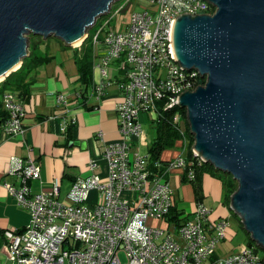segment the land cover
I'll list each match as a JSON object with an SVG mask.
<instances>
[{
    "label": "built area",
    "instance_id": "1",
    "mask_svg": "<svg viewBox=\"0 0 264 264\" xmlns=\"http://www.w3.org/2000/svg\"><path fill=\"white\" fill-rule=\"evenodd\" d=\"M148 1L150 7L157 5L156 18L149 9L136 11L125 30H115L108 20L94 36L98 44V36L104 34L105 53L95 64L102 77H107L114 61H119L125 73L122 98L116 106L122 138L108 143L99 159L90 160L92 174L73 184L67 201L60 199L59 181L30 197L26 185L10 187L31 214L24 229L3 233L11 264H264V253L254 244L225 256L216 255L222 239H231L230 223L225 217L212 218L211 209L202 202L197 203L192 217L178 220L173 228L150 224V220L169 217L175 205L167 173L188 168L189 152L194 162L205 161L194 146L190 151V139L183 133L184 152L166 164L156 162L154 173L150 155L132 150L134 141L148 143L140 114L156 119L161 108L179 106L183 93L200 86L199 70L184 68L178 60L175 24L182 16L214 14L216 8L210 0ZM114 5L108 14L114 12ZM104 86L97 87L100 94ZM2 100L8 112L4 130L10 135L22 133L26 109L18 93L7 91ZM59 100L64 102L65 95ZM11 161V172L22 176L24 183L41 177V167L33 158L13 157ZM101 163L107 168L103 176L97 172ZM188 175L194 177L192 169ZM94 190L99 198L90 202L89 194Z\"/></svg>",
    "mask_w": 264,
    "mask_h": 264
},
{
    "label": "water",
    "instance_id": "2",
    "mask_svg": "<svg viewBox=\"0 0 264 264\" xmlns=\"http://www.w3.org/2000/svg\"><path fill=\"white\" fill-rule=\"evenodd\" d=\"M119 1L0 0V83L29 55L27 35L74 47ZM210 2L214 14L182 16L175 24L179 62L207 78L183 93L179 106L204 161L237 181L230 208L264 248V0Z\"/></svg>",
    "mask_w": 264,
    "mask_h": 264
},
{
    "label": "crops",
    "instance_id": "3",
    "mask_svg": "<svg viewBox=\"0 0 264 264\" xmlns=\"http://www.w3.org/2000/svg\"><path fill=\"white\" fill-rule=\"evenodd\" d=\"M63 43L56 41L54 46L57 51L66 50ZM47 44L48 47L53 46L50 41ZM68 48L74 55L69 54L60 62L57 61L56 55L52 62L39 67L30 88L29 97L27 100L19 97L26 109V115L23 118L24 131L10 135L4 130L5 121L0 122V264H11L6 253L4 231L24 229L31 221L30 212L18 202L10 187L18 189L26 185V195L30 197L48 189L54 181H59L60 199L67 201V195L73 184L92 174L89 170L90 160L99 159L108 143L122 138L118 127L116 106L122 98L121 84L125 73L119 61L111 64L107 77H102L99 69L92 67L90 83L85 85L80 81V67L76 63V56L80 55L81 45L77 47L79 53H75L73 48ZM104 53L105 46L100 45L94 48L95 64L100 61ZM66 61L72 62L73 67ZM101 84H105L103 94H100L97 88ZM61 94L65 95L64 102L59 100ZM142 125L144 128V124ZM100 133L102 137L99 136ZM144 134L146 136V133ZM156 134L157 132L155 136ZM76 141L86 142V149L76 146L74 144ZM150 145L151 143L143 144L140 141H134L132 150L149 154ZM141 149H146V152L143 153ZM183 152V139H180L173 147L163 151L161 160H173ZM13 157L22 160L33 158L41 167V177L24 183L22 176L11 172ZM177 169H182V181L183 175L186 172L188 174L189 169ZM97 172L102 176L106 175V166L101 163ZM153 172L155 173L154 170ZM171 172L172 170L167 173V178ZM202 188L203 196L198 201L192 187L195 205L191 211L180 208L175 201L177 209L185 212L188 217H192L197 203L202 202L211 209L212 218L225 217L229 220L228 234L233 239L237 236L239 229L233 227L231 218L234 217L235 212L225 198L221 179L205 173L202 177ZM98 198L97 191L90 192V202H95ZM207 200L210 201L209 205ZM154 220H150V224ZM163 220L167 222V228L161 227L164 229L173 228L177 223L169 217ZM154 227L160 226L154 225ZM222 241L216 248V255L225 256L235 252L225 249L222 251L219 246Z\"/></svg>",
    "mask_w": 264,
    "mask_h": 264
},
{
    "label": "trees",
    "instance_id": "4",
    "mask_svg": "<svg viewBox=\"0 0 264 264\" xmlns=\"http://www.w3.org/2000/svg\"><path fill=\"white\" fill-rule=\"evenodd\" d=\"M131 0L121 9L124 10L129 6ZM216 10V9H215ZM213 10V11H215ZM103 22H98L96 25L100 28L102 27ZM98 28V27H97ZM96 27L92 28L88 31V36L81 44V52L80 55L76 56V63L78 67H80V81L88 85L92 76V67H95L94 63V48L96 46L103 45V36L104 34H100L98 36L100 43H94V36L98 32ZM106 31V30H103ZM63 43L60 39H55ZM50 38L43 39V37L30 35L29 36V55L23 60L22 66L11 75H9L5 80L0 83V122L6 121L8 118V112L3 107V94L7 91L17 92L19 97L27 100L30 95V88L35 81V75L39 67L48 64L53 61L55 55L50 54L49 51L42 53L41 44L45 42L49 43ZM64 47L67 49L69 46L63 43ZM104 46V45H103ZM71 48V47H70ZM75 53H79L77 48H73ZM207 78H202L201 76L198 78L199 85H205ZM163 104V103H162ZM181 117L186 122V130L183 131L180 126V120L178 117ZM156 123V136L154 140L151 142L149 147V155H150V164L152 169L156 172V162H161L166 164L168 161H162L161 156L164 150L173 147L180 139H183V133L189 137L190 139V151L191 147L195 144V137L190 130V125L187 119V110L186 108L180 106H174L171 108L163 109L161 108V113L158 118L153 119ZM189 162L187 163L188 169H192L194 172V177L190 178L187 172L182 177V182H190L192 184L195 197L199 200L202 199L203 196V188H202V177L205 173H209L213 176H217L221 179L224 185L225 198L230 203L231 195L237 190L238 183L233 177L229 174L218 171L213 165L206 162L195 161L192 158V152H189ZM192 161L194 163H192ZM187 169V171H188ZM222 173V174H221ZM188 217L185 212L177 209L176 205L173 206L171 210V214L169 215L170 219L180 221ZM250 245H253V242H249Z\"/></svg>",
    "mask_w": 264,
    "mask_h": 264
},
{
    "label": "rangeland",
    "instance_id": "5",
    "mask_svg": "<svg viewBox=\"0 0 264 264\" xmlns=\"http://www.w3.org/2000/svg\"><path fill=\"white\" fill-rule=\"evenodd\" d=\"M125 1H127V3L129 2V0H124V1H119V2L115 3L114 9H113L114 12L104 15V16L100 17L98 20L99 21L103 20V23H102L103 25H105V23L109 20L110 21L109 26H111L112 28H114L117 31H123L127 27V24L129 23V21L131 19V15L136 11H142L145 9H149V12L154 13V18L157 17V14L155 12V11H157V5L150 7L148 0H131L128 7H126L124 10H119L116 13V11L120 8L119 6L124 4ZM112 14H114L113 18H111ZM95 27L96 28L98 27L97 29L100 28L97 25L93 26V28H95ZM93 28H92V30L94 31ZM30 35H32V34H30ZM30 35H27L28 40H29ZM55 39H57V38H55L54 36L50 37V42L52 43L53 46L48 47V44H46L45 42H43L41 44L42 53L49 51L50 54H54L55 56L57 55L56 56L57 61H59V62L61 61L62 58L66 59L69 54L74 55L73 51L71 52V49H69V48L66 49L65 51H57V49L54 46L56 44ZM80 45L74 46L71 48H77ZM66 62H69V61H66ZM69 65L71 67H73L72 62H69ZM178 118H179L178 120H180L179 122H180V126H181L182 130L185 131L186 130V122L180 116ZM140 122L142 124H144V130H145V133H146V136L148 139V143H151L153 138L155 137V132H156L155 131V122L153 121L152 115L148 114V113H141L140 114ZM142 151L144 153V152H146V149H143ZM181 174H182V169H174L169 174L168 180H169V182H170V184L173 187L174 192H175L174 201H176V203L178 204V206L180 208L183 207L187 211H191L192 207H194V205H195L192 186H191L190 182L189 183L188 182L183 183L181 181ZM207 204L209 205L210 201L207 200ZM231 221H232L233 227H235V229H239V231H238L237 236H234L233 239L227 238V239L222 241V243L219 245L222 251H223V249H225L227 251L229 250V251H235V252L240 251V250H242L244 245L249 244V242L251 241V242H253L254 245L258 246V248L260 249V251L262 253H264V248L260 247L251 238V235L245 230V228L242 224V221L237 214H235L234 217L231 218ZM151 224L153 226L156 225V226L167 228V222L163 219L151 221ZM120 257H121L123 262H126V257L123 253L120 254Z\"/></svg>",
    "mask_w": 264,
    "mask_h": 264
},
{
    "label": "bare ground",
    "instance_id": "6",
    "mask_svg": "<svg viewBox=\"0 0 264 264\" xmlns=\"http://www.w3.org/2000/svg\"><path fill=\"white\" fill-rule=\"evenodd\" d=\"M81 39H82V37H81ZM82 41H83V39L81 40V41H79L78 43H75L74 45L75 46H78V45H80L81 43H82ZM174 45H175V41H174ZM175 50H176V48H175ZM19 65H17L16 67H18ZM3 79V77H1L0 78V81Z\"/></svg>",
    "mask_w": 264,
    "mask_h": 264
}]
</instances>
